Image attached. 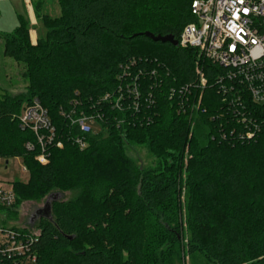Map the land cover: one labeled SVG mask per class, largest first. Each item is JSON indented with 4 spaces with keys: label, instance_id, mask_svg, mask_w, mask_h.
Here are the masks:
<instances>
[{
    "label": "trees",
    "instance_id": "obj_1",
    "mask_svg": "<svg viewBox=\"0 0 264 264\" xmlns=\"http://www.w3.org/2000/svg\"><path fill=\"white\" fill-rule=\"evenodd\" d=\"M193 1L58 0V17H39L47 32L35 45L23 17L13 33H0L4 56L26 65L29 79L27 95L0 97V158H21L30 176L14 182L13 210L54 191L77 192L53 202L51 217L38 220L39 235L30 243L36 264H176L182 248L193 262L200 256L207 264H264V110L248 104L247 115L261 127L248 140L239 111L213 85L223 69L206 64L205 112L188 107L183 114L171 91L196 82V52L144 36L178 40L196 22ZM125 68L131 77L120 80ZM140 70L147 76L140 79L136 111L126 85ZM120 87L122 111L102 101ZM34 100L63 143L49 148L47 165L36 161L38 147L26 149L36 141L19 119ZM73 107L102 115L85 135L84 150L75 142L82 133L62 116ZM135 144L149 147L155 167L127 155Z\"/></svg>",
    "mask_w": 264,
    "mask_h": 264
},
{
    "label": "built area",
    "instance_id": "obj_2",
    "mask_svg": "<svg viewBox=\"0 0 264 264\" xmlns=\"http://www.w3.org/2000/svg\"><path fill=\"white\" fill-rule=\"evenodd\" d=\"M192 15L196 22L185 27L177 41L178 47L195 50L197 80L193 85L171 91V99L177 92L179 100L181 99L180 111L183 114L188 112V107L193 113L205 112L201 110L202 92L209 81L205 77L203 67L206 64L221 67L222 73L216 76L213 85L223 96V102L228 100L230 106L236 108L233 111H239L238 123L244 126L245 138L252 140L260 133L261 127L258 119L247 115V106L251 104L264 110V0H194ZM142 76H147V72L140 70L138 76L132 77L131 83L126 85L127 93L134 100L133 108L136 111H139V101L142 98L139 85ZM148 76L155 77L156 71H152ZM130 77L129 69L125 68L120 80ZM193 89L197 95L192 97ZM150 98L152 99V96ZM102 101L110 103L113 109L122 111V104L125 102L123 88H119L116 97L107 95ZM75 104L76 108L78 105ZM74 107L70 112L62 111V116L82 133L83 137L77 138L75 142L84 150L88 146L85 135L95 131L102 115H88L83 111L74 110ZM19 119L21 128L32 132L37 145L29 142L26 149L34 151L38 147L40 154L36 161L47 165L49 148L54 145L63 148L62 142H56V130L48 111L38 100H34L24 108ZM4 160L0 158V161ZM8 165L6 160V169ZM24 170L27 171L26 168ZM15 202L13 185L9 186L0 181V208L13 210ZM28 233L29 235H22L13 231V228L0 224V264H3V260L11 264L37 263L30 243L37 239L39 232L36 235L29 231Z\"/></svg>",
    "mask_w": 264,
    "mask_h": 264
},
{
    "label": "rangeland",
    "instance_id": "obj_3",
    "mask_svg": "<svg viewBox=\"0 0 264 264\" xmlns=\"http://www.w3.org/2000/svg\"><path fill=\"white\" fill-rule=\"evenodd\" d=\"M55 1V0H54ZM54 10V11H53ZM2 16L0 18V31L13 33L15 27L13 26V19L9 18L8 12L4 6H0ZM52 17H58L61 13V9L58 1L54 9L50 11ZM7 28L8 31H3L2 28ZM15 26V25H14ZM45 34L47 30L45 29ZM40 36L43 37L45 36ZM29 79L27 76V67L23 63L15 61L12 58H6L4 56V42L0 41V97L4 94L11 96H24L28 94ZM127 155L133 159L137 165L144 168H153L157 165L158 160L154 154L150 151L147 145H128L126 148ZM189 148L186 149L185 153V166L188 164ZM9 162L8 168L6 169V160L0 161V181L12 186L14 182L27 183L30 179L28 171L24 170L26 167L23 164L21 158L7 160ZM55 195L53 199L58 201H69L77 196V192L67 191L61 193L54 191ZM52 194V195H53ZM181 201L185 208L186 195H181ZM46 206V199L36 200H24L21 206L16 212L14 210L0 209V224L2 226L18 229H27L32 235L38 234L37 224L38 221L35 219L36 213L40 209H44ZM183 220L186 222V212L183 210ZM186 231V226H185ZM176 264H207L202 257H198L195 262L188 255L187 251L182 248L179 259Z\"/></svg>",
    "mask_w": 264,
    "mask_h": 264
},
{
    "label": "crops",
    "instance_id": "obj_4",
    "mask_svg": "<svg viewBox=\"0 0 264 264\" xmlns=\"http://www.w3.org/2000/svg\"><path fill=\"white\" fill-rule=\"evenodd\" d=\"M56 1L58 0H0V6H4L8 15H10L11 21L13 19V26L11 27H15L14 29L19 26V17H23L28 21L30 39L32 44L35 45L40 36L45 34V28L39 17L44 15L52 17L50 11L55 8ZM1 16L2 12L0 11V18ZM2 29L8 31L5 26ZM0 33L8 34L1 31Z\"/></svg>",
    "mask_w": 264,
    "mask_h": 264
},
{
    "label": "water",
    "instance_id": "obj_5",
    "mask_svg": "<svg viewBox=\"0 0 264 264\" xmlns=\"http://www.w3.org/2000/svg\"><path fill=\"white\" fill-rule=\"evenodd\" d=\"M144 36H146L147 38L151 39L154 42H160L163 44H171L174 47H178V41L171 35L169 36H155L151 33H145ZM55 195H51L50 197L47 198L46 200V206L44 209H40L36 215H35V219L38 221L40 218H50L51 217V208H52V203L58 200L53 199Z\"/></svg>",
    "mask_w": 264,
    "mask_h": 264
}]
</instances>
